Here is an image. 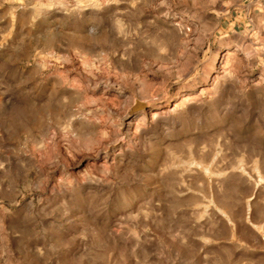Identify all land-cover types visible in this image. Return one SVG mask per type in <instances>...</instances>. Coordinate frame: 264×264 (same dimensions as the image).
Returning a JSON list of instances; mask_svg holds the SVG:
<instances>
[{"label":"rangeland","instance_id":"374dc122","mask_svg":"<svg viewBox=\"0 0 264 264\" xmlns=\"http://www.w3.org/2000/svg\"><path fill=\"white\" fill-rule=\"evenodd\" d=\"M0 264H264V0H0Z\"/></svg>","mask_w":264,"mask_h":264},{"label":"crops","instance_id":"0c3cea01","mask_svg":"<svg viewBox=\"0 0 264 264\" xmlns=\"http://www.w3.org/2000/svg\"><path fill=\"white\" fill-rule=\"evenodd\" d=\"M258 202H260V200L259 201H257V202H255V208H260V203H258ZM259 211V210H258ZM257 212V211H256ZM229 242L231 243L232 242V239H231V236H230V238H229Z\"/></svg>","mask_w":264,"mask_h":264}]
</instances>
